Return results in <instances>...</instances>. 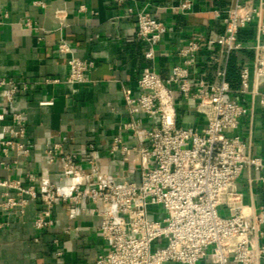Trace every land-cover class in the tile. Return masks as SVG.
Segmentation results:
<instances>
[{
	"label": "crops",
	"instance_id": "crops-1",
	"mask_svg": "<svg viewBox=\"0 0 264 264\" xmlns=\"http://www.w3.org/2000/svg\"><path fill=\"white\" fill-rule=\"evenodd\" d=\"M178 1L0 0V79L19 82L17 90L10 83L0 85V177L22 179L24 185L34 184L37 189L41 179L49 177L68 190L75 178L66 180L65 163L59 158L51 160L48 154L49 146L59 142L66 151L78 154L77 180L88 182L83 188L90 184L91 154L99 169L94 180H99L103 173L140 179V171L133 168L138 164V155L125 160L119 148L138 144L133 133L124 128L125 122L136 119L144 126L150 123L142 114L131 115L127 108V96L138 93L137 79L142 70L151 67L167 77L174 65L182 61L179 49L191 35L204 33L207 39L224 29V9L236 2L258 3L194 0L193 11L188 14L167 8ZM141 9L149 10L169 25L168 33L155 46L154 58L146 56L148 44L136 35L134 14ZM258 22L254 16L240 31L246 48L239 51L226 53L220 45H209L204 40L195 73L219 81L217 72L226 70L231 86L228 97L249 107L236 133L249 144L253 155L264 158V109L260 94L239 92L242 67H248L251 89L255 87L252 47ZM61 41L66 42L69 51H59ZM71 56L94 61L88 81H66ZM52 78L59 81L49 80ZM258 91L264 92V79ZM17 112L25 120L27 133L21 141L28 153L12 147L3 150V140L10 138L9 128ZM178 124L201 127L204 118L194 107L181 102ZM116 137H121L122 142L113 149ZM29 173L38 179L30 181L26 177ZM237 185L245 203L257 208L264 204L259 172L245 169ZM6 190L0 186V264H93L96 256L107 250V241L99 230L101 217L93 210L101 203L86 198L80 202L59 201L52 207L53 225L39 229L35 219L44 207L42 199L24 194L28 199L26 205L5 209L1 202ZM9 191L20 198L17 190ZM58 250L61 255L56 253ZM208 263L206 260L199 264Z\"/></svg>",
	"mask_w": 264,
	"mask_h": 264
},
{
	"label": "built area",
	"instance_id": "built-area-1",
	"mask_svg": "<svg viewBox=\"0 0 264 264\" xmlns=\"http://www.w3.org/2000/svg\"><path fill=\"white\" fill-rule=\"evenodd\" d=\"M193 7L194 0H179L167 6L182 14L191 13ZM222 12L221 32L207 39L204 33L191 35L179 49L182 61L174 65L167 77L145 67L137 79L138 93L127 96L129 113L142 114L150 123L144 126L136 119L125 122L124 128L133 133L138 144L119 148L122 139L116 137L113 149L119 148L128 161L138 155V164L133 168L140 171V179L103 173L99 180H94L99 169L91 154L90 184L83 188L88 182L77 180L78 154L66 151L58 142L49 146L48 154L51 160L59 158L65 163L66 180L75 178L69 189L49 177L41 179L38 189L34 184L24 185L22 179L0 177V186L7 189L1 207H23L28 203L24 194L40 198L44 207L35 225L45 229L53 225L52 207L59 201L80 202L86 198L101 203L93 210L101 217L99 230L108 248L96 256L93 264H199L206 260L208 264H261L264 204L257 208L245 203L237 185L245 169L254 170L259 172L264 191V158L253 155L249 144L236 133L249 107L228 97L231 86L225 69L217 72L219 81H210L197 76L195 67L204 40L209 45H220L226 53L246 48L239 33L257 16L256 43L252 47L256 83L251 89L249 69L242 67L239 92L260 94L264 109V92L258 91L264 79V0L257 4L236 2ZM134 17L137 37L148 44L146 56L154 58L155 46L168 33L169 25L147 9L137 11ZM58 49L69 51L65 41L58 44ZM68 64L67 82L89 80L94 61L71 56ZM7 83L13 90L19 87V82L0 79V85ZM181 102L203 115L201 127L178 124ZM9 133L10 138L3 140V150L12 147L28 153L21 141L27 133L21 113L13 114ZM26 177L30 181L38 179L33 173ZM9 189L17 190L20 198ZM56 253L61 255L62 251Z\"/></svg>",
	"mask_w": 264,
	"mask_h": 264
}]
</instances>
